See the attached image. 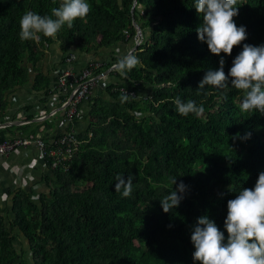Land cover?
<instances>
[{"label": "trees", "instance_id": "obj_1", "mask_svg": "<svg viewBox=\"0 0 264 264\" xmlns=\"http://www.w3.org/2000/svg\"><path fill=\"white\" fill-rule=\"evenodd\" d=\"M62 2L0 0V119L9 92L28 85L32 71L35 90L52 91L45 66L57 45L65 56L113 51L96 75L111 70L116 83L107 87V99L88 102L90 124L77 133L80 147L70 169L46 160L50 192L34 200L20 190L12 208L0 210V264H200L192 258V225L207 215L222 228L226 201L236 195L231 189L251 188L264 171V114L240 112L244 92L229 82L197 88L204 72L218 67V55L197 38L201 18L193 0H88L85 17L55 36L19 38L25 11L51 15ZM237 4L233 19L247 31L241 44L264 43V0ZM241 44L225 56L226 74ZM119 47L138 59L125 75L118 67L124 57L117 55ZM177 96L194 100L203 112L179 115ZM30 129L18 131L39 136L40 129L28 136ZM13 130L0 129L1 144L25 138ZM119 176L133 178L128 196L113 188ZM175 176L183 181L182 199L164 211L161 201L176 190ZM16 229L31 262L17 249Z\"/></svg>", "mask_w": 264, "mask_h": 264}, {"label": "clouds", "instance_id": "obj_2", "mask_svg": "<svg viewBox=\"0 0 264 264\" xmlns=\"http://www.w3.org/2000/svg\"><path fill=\"white\" fill-rule=\"evenodd\" d=\"M201 22L196 28L198 40L206 43L208 50L218 55V67L208 68L199 80L197 88L205 84L222 87L229 82L234 88L243 90L239 104L240 112L257 111L264 114V43H243L247 36L246 26L233 19L238 14L237 0H193ZM89 11L88 0H63L51 9V15L32 10L25 11L19 20L18 36L21 40L34 39L38 33L52 37L62 26H72L75 18H83ZM240 50L232 57L227 74L224 71L225 56L230 55L234 45ZM223 53L224 55H220ZM138 63L134 55H125L119 62L120 74ZM175 112L187 116H199L203 106L194 100H173ZM250 135L249 133L245 134ZM171 178L176 190L171 191L161 206L164 211L179 204V194L184 185ZM132 177L119 176L113 185L122 196L132 190ZM234 198L226 201L223 227L207 215H200L193 223L190 241L193 245V261L200 264H264V171L258 173L251 188L231 189ZM226 233V234H225Z\"/></svg>", "mask_w": 264, "mask_h": 264}, {"label": "crops", "instance_id": "obj_3", "mask_svg": "<svg viewBox=\"0 0 264 264\" xmlns=\"http://www.w3.org/2000/svg\"><path fill=\"white\" fill-rule=\"evenodd\" d=\"M51 49L46 60L45 72L50 75L52 87L57 81L58 73L66 70H73L80 73L85 67L91 63L112 61L113 51H102L99 56L84 55L74 50L68 56L62 53L61 47ZM125 49L118 48L117 55L125 56ZM72 58V59H71ZM103 76H97L101 77ZM37 75L32 71L31 80L28 85L12 90L8 94L9 107L4 118L0 119V125L11 124L12 126L0 129L13 128L16 136L21 137L22 132L18 131L23 128H31L28 136L32 135V131L40 129L38 134H44L41 137L54 139L60 137L72 130L76 132H84L89 127V103H84L81 107V116L73 122L66 121L64 112L61 108L60 98L53 92H37L36 88ZM116 83L111 70L108 71L103 80H101L93 91V100L102 98L107 99V87ZM51 87V88H52ZM34 118L28 121V118ZM49 121V123H48ZM20 123V124H19ZM47 123V124H46ZM16 124H19L16 126ZM43 131V132H42ZM38 136V135H37ZM27 138V136H22ZM11 136L8 140H12ZM16 139V138H15ZM51 176V172L47 166L46 160L42 157L40 151L36 147H31L23 152H16L7 158L0 157V210L9 211L12 208L13 200L16 194L21 190L32 195L34 200H38L39 196L49 193L46 177ZM13 218V217H12Z\"/></svg>", "mask_w": 264, "mask_h": 264}, {"label": "built area", "instance_id": "obj_4", "mask_svg": "<svg viewBox=\"0 0 264 264\" xmlns=\"http://www.w3.org/2000/svg\"><path fill=\"white\" fill-rule=\"evenodd\" d=\"M103 68V64L96 63L85 67L82 72L73 70L58 73L52 91L60 98L61 108L66 121L73 122L81 116V107L93 98V91L104 76L95 77V73ZM115 66L113 69H116ZM125 95L136 98V93L123 91ZM76 131L72 130L54 139L36 138L15 139L6 143H0V157L7 158L16 152H25L31 147L39 149L45 160H51L55 165H63L65 170L72 166L73 157L80 147Z\"/></svg>", "mask_w": 264, "mask_h": 264}, {"label": "rangeland", "instance_id": "obj_5", "mask_svg": "<svg viewBox=\"0 0 264 264\" xmlns=\"http://www.w3.org/2000/svg\"><path fill=\"white\" fill-rule=\"evenodd\" d=\"M142 39V38H141ZM137 42H138V39H137ZM58 46V45H57ZM55 48H57L56 46H54V48L53 49H55ZM50 53V52H49ZM48 123H49V121H48ZM47 124V123H46ZM40 132H41V130H40ZM43 132V131H42ZM45 133V132H44ZM43 133V134H44ZM43 134H40L39 136H42ZM38 135V134H37ZM15 233H18L19 235H20V237H19V240L17 241V249L18 250H22V249H24L25 250V252H26V258L31 262L32 261V258H31V254H30V252H29V247H28V245H27V242H26V240L23 238V236L20 234V232L18 231V229H16L15 231H14Z\"/></svg>", "mask_w": 264, "mask_h": 264}, {"label": "water", "instance_id": "obj_6", "mask_svg": "<svg viewBox=\"0 0 264 264\" xmlns=\"http://www.w3.org/2000/svg\"><path fill=\"white\" fill-rule=\"evenodd\" d=\"M136 5H137V3H136ZM136 26H137V24H136ZM137 28H138V30H139L140 35L142 36L143 34H142L141 29H140L138 26H137ZM140 46H141V44H138L137 47H136V49H138ZM19 124H20V123H19ZM19 124H16V126H18ZM1 126H5V128H7V127H10V126H12V125H11V124H5V123H3V124L0 125V127H1Z\"/></svg>", "mask_w": 264, "mask_h": 264}, {"label": "bare ground", "instance_id": "obj_7", "mask_svg": "<svg viewBox=\"0 0 264 264\" xmlns=\"http://www.w3.org/2000/svg\"><path fill=\"white\" fill-rule=\"evenodd\" d=\"M138 35H139V38H142V36H143V35H142V36L140 35L139 30H138ZM138 44H141V41H140L139 39H138ZM138 44H137V45H138ZM96 63H101V64H103L102 62H95V63H91L90 65H92V64H96ZM90 65H89V66H90ZM81 72H82V71H81ZM95 77H96V73H95ZM80 110H81V109H80Z\"/></svg>", "mask_w": 264, "mask_h": 264}]
</instances>
